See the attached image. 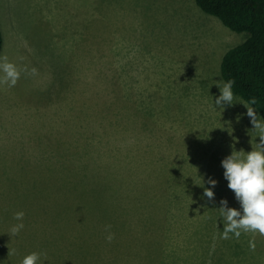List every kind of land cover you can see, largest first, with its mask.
<instances>
[{
  "label": "rangeland",
  "instance_id": "374dc122",
  "mask_svg": "<svg viewBox=\"0 0 264 264\" xmlns=\"http://www.w3.org/2000/svg\"><path fill=\"white\" fill-rule=\"evenodd\" d=\"M0 29V57L20 72L0 82L3 264L31 252L40 264H264L258 231L207 239L203 218L215 228L228 195L238 209L234 192L202 210L191 188L222 181V159L259 141L241 97L215 105L222 58L245 33L195 0H0ZM189 141L195 167L176 175L167 151Z\"/></svg>",
  "mask_w": 264,
  "mask_h": 264
},
{
  "label": "clouds",
  "instance_id": "9594fccd",
  "mask_svg": "<svg viewBox=\"0 0 264 264\" xmlns=\"http://www.w3.org/2000/svg\"><path fill=\"white\" fill-rule=\"evenodd\" d=\"M31 72L35 74L36 69L32 68ZM0 82H7L8 86H14L20 76L17 67L9 62L6 57H0ZM234 81H217L215 84L219 88L220 94L215 98V105L222 108L223 105H231L234 100L232 90ZM255 100L245 102L246 115L250 117V123L253 125L252 131L256 132L259 141L256 147L251 151L244 153L241 149L236 151L234 148L230 155L221 161L224 169L223 176L227 180V187L234 192L235 199L239 202L240 207H227V200H221V206L217 209L223 220V230L221 238H229L231 233L234 237L239 238L241 229L245 232H259L264 235V120L258 118V113L254 111L252 104ZM239 119V117H237ZM207 183L211 186L216 184L214 179L209 178ZM203 196L211 199L214 196L212 187H204ZM23 211L14 213V219L17 221L10 228V237L19 234L23 229ZM106 226V230L110 229ZM114 233L108 231L106 239L111 241ZM250 247H255L253 242H249ZM10 254V250L8 255ZM41 254L31 252L25 255L20 264H40ZM3 264V261H0Z\"/></svg>",
  "mask_w": 264,
  "mask_h": 264
},
{
  "label": "trees",
  "instance_id": "16d2710c",
  "mask_svg": "<svg viewBox=\"0 0 264 264\" xmlns=\"http://www.w3.org/2000/svg\"><path fill=\"white\" fill-rule=\"evenodd\" d=\"M195 3L201 11L216 17L226 28L236 33L246 34V38L244 37L240 44L224 54L220 66L221 74L224 81L229 79L234 81L232 86L234 95L241 97L245 102L255 100V103L251 106L264 120V0H195ZM2 46L3 36L0 29V51ZM195 156L196 153L190 157L192 164L196 162ZM189 178H187L184 188H187ZM227 183H222L219 180L214 186L210 185L214 192L212 200L218 199V196V200H220L224 196ZM204 187V183L203 185L191 186L192 189H195L194 192L200 193L199 200H197L199 207H203L204 204L202 198ZM204 198L209 200L205 196ZM216 211L218 210L216 209ZM205 218L203 222H205ZM217 226H224L222 217L216 223L215 228L211 227L209 221L207 227L208 241L210 235L214 232L217 231L220 235V228ZM191 227L194 231L197 230L194 225H191ZM186 229L190 228L186 227ZM214 238L212 239L214 240ZM242 238L245 239L246 234L241 229V235L237 240L241 241Z\"/></svg>",
  "mask_w": 264,
  "mask_h": 264
},
{
  "label": "crops",
  "instance_id": "0c3cea01",
  "mask_svg": "<svg viewBox=\"0 0 264 264\" xmlns=\"http://www.w3.org/2000/svg\"><path fill=\"white\" fill-rule=\"evenodd\" d=\"M181 145H183L182 143L180 144V146ZM185 145H186V148H184L183 149V151H182V153H176L175 151H173V150H170V151H167V152H169V153H171L173 156H174V162H173V165L172 166H170L171 168H173L174 166L176 167V175H178L179 174V172H180V170L182 169V168H185L187 165H188V163H189V161L191 160L190 159V157L192 156L191 155V152H192V150L194 149V148H196L195 149V151H197V144H195L193 141H189L188 143H184V147H185ZM195 154V153H194ZM180 155H183V156H185L187 159L185 160L186 162L184 163V167H182V159H181V156ZM193 166V167H192ZM194 167H195V165L194 164H192L191 163V165L189 166V168L191 169H194ZM189 168H187V169H189ZM187 169H185V171L187 170ZM172 176V175H171ZM162 177H164L165 179L168 177V175L167 174H164V175H162ZM161 177V178H162ZM188 177H190V175H188L187 176V178ZM221 177H222V183H224L225 182V178H224V176H223V173H221ZM187 178H186V181H187ZM160 186L161 187H166L167 186V183H161L160 182ZM226 188H228V187H226ZM225 192H226V190H225ZM203 193V192H202ZM199 197H200V193H199V195H198V200H199ZM202 198H203V201H204V196H203V194H202ZM224 200H227V205L228 204H230L231 202L229 201V195L224 199ZM163 202H164V204H168V201L167 200H164L163 199ZM219 205H221L220 204V202L218 203ZM202 210H205L203 207H200ZM215 211H216V209H215ZM206 218L208 219L207 221H206ZM206 218H205V222H202V226H203V224L204 223H207V224H209V221H210V219H209V216H206ZM204 219V218H203ZM203 221V220H202Z\"/></svg>",
  "mask_w": 264,
  "mask_h": 264
}]
</instances>
